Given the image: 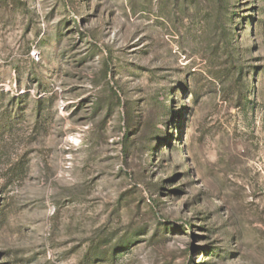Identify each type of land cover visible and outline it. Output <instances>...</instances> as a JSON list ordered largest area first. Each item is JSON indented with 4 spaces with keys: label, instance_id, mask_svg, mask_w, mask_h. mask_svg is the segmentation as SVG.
Segmentation results:
<instances>
[{
    "label": "rangeland",
    "instance_id": "374dc122",
    "mask_svg": "<svg viewBox=\"0 0 264 264\" xmlns=\"http://www.w3.org/2000/svg\"><path fill=\"white\" fill-rule=\"evenodd\" d=\"M0 264H264V0H0Z\"/></svg>",
    "mask_w": 264,
    "mask_h": 264
}]
</instances>
